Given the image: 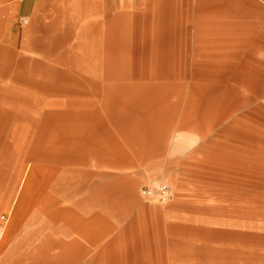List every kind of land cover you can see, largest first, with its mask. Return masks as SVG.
<instances>
[{"label":"rangeland","instance_id":"1","mask_svg":"<svg viewBox=\"0 0 264 264\" xmlns=\"http://www.w3.org/2000/svg\"><path fill=\"white\" fill-rule=\"evenodd\" d=\"M154 1L44 0L43 56L18 43L14 49L0 35V101L17 87L42 102L38 113L28 114L24 105L8 119L0 102V177L13 179L0 216L11 218L26 186L27 208L83 207L93 216L104 208L109 235L150 219L137 215L139 209L156 219L177 202L205 225L198 241L204 264H264V106L252 92L254 81L245 87L239 72L229 79L227 71L239 69L244 50L234 42L229 50L223 40L208 53L197 51L193 40L186 47L181 38L195 34L202 20L197 0ZM8 2H0L4 19L14 12ZM166 9L173 12L171 33L164 30ZM97 20L103 21L98 31ZM26 21L20 17L22 32ZM53 26L60 29L55 34ZM203 55L216 60L215 71L200 64ZM52 69L60 73L59 86L43 90L38 84L53 80ZM58 110L88 113L97 132L56 136L36 149L43 111ZM80 138L87 143L74 144ZM158 180L171 186V202L140 194ZM128 183L134 200L121 189ZM216 225L220 231L208 228Z\"/></svg>","mask_w":264,"mask_h":264},{"label":"crops","instance_id":"2","mask_svg":"<svg viewBox=\"0 0 264 264\" xmlns=\"http://www.w3.org/2000/svg\"><path fill=\"white\" fill-rule=\"evenodd\" d=\"M3 1L0 0L1 3ZM8 1L6 7L8 13L10 8L14 12L8 17L10 18L8 22L7 17L5 19L0 17V26L2 22L7 23L4 32L0 31V35L3 34L5 38L3 41L5 40V44L12 48L19 44L25 51L33 49L37 55L43 56L45 36L43 38L40 36L38 25L42 23L39 13L44 7V0ZM164 1L170 2V0ZM154 2L156 3V0ZM80 7L84 6L81 4ZM4 8L3 6L1 14ZM77 8L80 9L78 6ZM197 11L200 12L202 20H198L195 34L181 38L185 40L184 45L188 47L189 40L196 41V47L194 44L190 45L201 53L217 50L220 47L218 41L222 40L228 42L229 50H231V42H234L235 48L238 45L243 48L244 57L241 59L239 69H232L230 66L227 70L229 79L235 76L232 72H239L246 84L245 87L254 81L252 92L258 103L264 106V0H197ZM99 14L102 13L99 12L96 15ZM23 16L27 18L24 32L21 31L22 28L19 29L20 17ZM172 16L173 12H168L166 9L163 20L165 32H172ZM94 22L97 26L95 30H100V24L103 21ZM53 23L55 24L56 21ZM59 30L57 26H53L52 32L55 34ZM60 38L59 35H53L49 39L57 41ZM163 38L173 39L174 37L164 36ZM213 57H215L214 54ZM22 60L25 62V59L22 58ZM200 64L206 66L207 70H216L213 68L216 60L214 58L210 60L208 55L204 56ZM51 71L56 73L53 80L38 84L43 90L53 91L59 86L55 85V81L59 80L60 73L55 69ZM37 96L39 94H30L17 87L11 88L7 93V98L0 101L6 106L4 110L6 114L2 118L8 119L9 114L15 113L12 108L16 110V113L26 107L29 109L28 114L38 113L41 109L39 104L42 105V102H38ZM247 100L245 97L244 102ZM210 101L214 102L213 98ZM31 105L34 107L30 108ZM44 112L41 117L36 149H44V143L46 146L53 144L56 136L88 137L93 132H97V129L92 128L93 119L86 115L88 113L59 110ZM84 142L87 143V140L80 138L74 144H84ZM12 180L11 177H0V208L6 206L12 198ZM41 187L38 194L41 192ZM122 187L123 193L134 200L133 186L128 183ZM20 188L22 189L23 185ZM27 189L28 186L16 201L10 215L11 218L6 214L0 216V264L205 263L203 254H200L203 250L202 244L199 245L198 242L199 237L202 239L205 237V225L197 224L196 214L183 206L180 207L177 202L170 203L165 210L166 213L158 214L156 219H152L148 211L139 209L137 215L149 216L150 219L145 217L136 219L133 223L126 224L119 232L109 235L110 224L108 219H104V208L100 209L101 213L96 216H93L91 208L83 207L27 208L24 202ZM42 192L46 193L44 190ZM172 200L173 197L168 202ZM2 216H5V220L1 219ZM208 228L219 230L220 227L216 225ZM150 231V235L144 234ZM157 231L162 232L163 235L162 233L158 235Z\"/></svg>","mask_w":264,"mask_h":264},{"label":"built area","instance_id":"3","mask_svg":"<svg viewBox=\"0 0 264 264\" xmlns=\"http://www.w3.org/2000/svg\"><path fill=\"white\" fill-rule=\"evenodd\" d=\"M140 194L146 200H156L161 203H166L173 197L171 186L163 180L143 185L140 189ZM1 219L5 220V216H2Z\"/></svg>","mask_w":264,"mask_h":264}]
</instances>
